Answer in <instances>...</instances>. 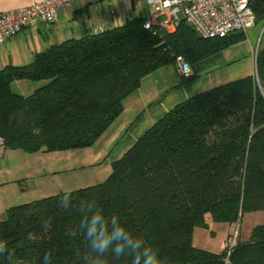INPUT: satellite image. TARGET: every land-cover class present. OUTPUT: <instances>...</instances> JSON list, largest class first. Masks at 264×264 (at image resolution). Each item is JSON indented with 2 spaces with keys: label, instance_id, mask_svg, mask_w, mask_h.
Returning a JSON list of instances; mask_svg holds the SVG:
<instances>
[{
  "label": "trees",
  "instance_id": "obj_1",
  "mask_svg": "<svg viewBox=\"0 0 264 264\" xmlns=\"http://www.w3.org/2000/svg\"><path fill=\"white\" fill-rule=\"evenodd\" d=\"M252 5L257 23L264 21V0ZM147 19L64 41L29 65L0 70L3 147L27 153L91 147L146 75L176 64L179 55L193 66L247 36L199 38L184 20L167 31L146 28ZM256 68L257 75L178 103L112 163L106 179L70 190L71 208L59 207L66 191L9 206L0 239L12 256L0 257V264H43L46 252L50 264H85L81 200L118 216L167 264H264V219L229 257L226 248L215 253L193 244L195 227L208 226L207 218L237 222L244 213L264 212V46ZM18 80L47 83L25 95L13 89ZM106 260L131 264V257Z\"/></svg>",
  "mask_w": 264,
  "mask_h": 264
},
{
  "label": "crops",
  "instance_id": "obj_2",
  "mask_svg": "<svg viewBox=\"0 0 264 264\" xmlns=\"http://www.w3.org/2000/svg\"><path fill=\"white\" fill-rule=\"evenodd\" d=\"M32 2L34 0H0V13L28 6ZM137 4L136 0H116L115 2L114 0H73L55 22L33 20L18 35L6 37L0 41V70L9 65H29L38 54L51 46L112 29L130 19L148 15L150 6L147 1L144 0L143 7L141 6L139 11ZM261 28H263L262 21L251 28L249 33L260 36ZM250 46L248 57L251 58L258 45L252 42ZM224 50L194 64L192 76L187 79L181 75L177 63L161 67L146 75L140 87L124 99L121 115L97 142L85 151H90L92 158L97 163L103 162L111 172L112 163L178 103L235 79L227 74L226 67H221V62L225 61L226 57L223 54ZM255 69L256 64L253 60L252 67L250 64L245 75L235 76L240 78V76L255 74ZM25 81H14V84L18 85L20 90ZM4 150L7 149L4 148ZM20 184L27 188L24 181ZM12 202L11 198L3 201L0 207L1 216L9 206H12Z\"/></svg>",
  "mask_w": 264,
  "mask_h": 264
},
{
  "label": "rangeland",
  "instance_id": "obj_3",
  "mask_svg": "<svg viewBox=\"0 0 264 264\" xmlns=\"http://www.w3.org/2000/svg\"><path fill=\"white\" fill-rule=\"evenodd\" d=\"M136 2L139 11L140 7H143L144 0H136ZM166 18V15H161L157 21L162 22ZM262 24L264 28V21ZM263 28H261L260 36L248 31V36L223 51L226 57L225 61L221 62V67H226L227 74L232 75V78L238 79L239 77L236 78L235 75H245L250 64L252 67L253 56L248 57L250 43L264 46ZM14 83L15 91L30 95L46 84L47 80H26L22 83L20 90ZM85 149L27 153L20 149L4 150L3 146H0V207L7 198L12 199L11 205H18L106 179L110 172L109 167L103 162L97 163L90 151ZM22 181L27 188L21 186ZM0 217L3 216L0 215ZM263 219V210L244 213L237 222L214 221L207 218L208 226L195 227L193 244L198 248L219 253L225 248L224 243L228 244V241L230 242L233 238L236 243L240 240H248L252 229L262 223Z\"/></svg>",
  "mask_w": 264,
  "mask_h": 264
},
{
  "label": "built area",
  "instance_id": "obj_4",
  "mask_svg": "<svg viewBox=\"0 0 264 264\" xmlns=\"http://www.w3.org/2000/svg\"><path fill=\"white\" fill-rule=\"evenodd\" d=\"M150 6L145 27L155 26L167 31H174L181 21L191 23L199 36L203 38L227 37L236 32L248 33L257 24L253 8L254 0H146ZM73 0H34L32 4L0 13V41L6 37L18 35L33 20L46 23L55 22L60 13L66 11ZM167 18L158 22L157 18ZM264 29V28H263ZM259 45L254 49L253 59L257 65ZM176 62L183 78H190L192 66L181 56ZM257 69V68H256ZM255 69V75L257 70ZM4 145L0 139V146ZM236 244L233 238L228 244V257ZM228 257L226 260L228 261Z\"/></svg>",
  "mask_w": 264,
  "mask_h": 264
},
{
  "label": "clouds",
  "instance_id": "obj_5",
  "mask_svg": "<svg viewBox=\"0 0 264 264\" xmlns=\"http://www.w3.org/2000/svg\"><path fill=\"white\" fill-rule=\"evenodd\" d=\"M72 204L71 191L64 192L59 207L67 210ZM79 211L83 213L79 227L88 249L83 256L85 264H107L108 256L116 260L121 257H131V264H167L161 258L158 249L127 230L118 216L106 217L102 209L88 200L79 201ZM5 256L11 259L12 252L8 241L0 239V257ZM51 260V253L46 252L43 256V264H50Z\"/></svg>",
  "mask_w": 264,
  "mask_h": 264
},
{
  "label": "water",
  "instance_id": "obj_6",
  "mask_svg": "<svg viewBox=\"0 0 264 264\" xmlns=\"http://www.w3.org/2000/svg\"><path fill=\"white\" fill-rule=\"evenodd\" d=\"M187 25H188L189 27H192L191 23H189V22H187ZM199 38H201V36H199Z\"/></svg>",
  "mask_w": 264,
  "mask_h": 264
}]
</instances>
